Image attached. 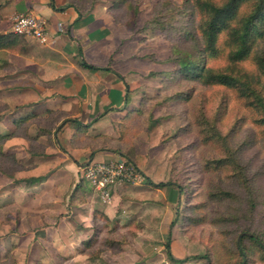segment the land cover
<instances>
[{"label":"rangeland","instance_id":"rangeland-1","mask_svg":"<svg viewBox=\"0 0 264 264\" xmlns=\"http://www.w3.org/2000/svg\"><path fill=\"white\" fill-rule=\"evenodd\" d=\"M193 1L129 0L125 6L116 9V15L121 21L118 24L125 26V33L141 37L144 44L141 49L144 54L143 74L132 78V87L135 89L132 95L138 98V104L134 109L141 106L143 98L150 100L148 106L152 109V106L164 97H173L163 110L157 107L152 109L153 119L157 122L151 128L138 130L135 134L132 140V163L139 169L140 163L160 162V168L168 172V183L177 176L182 184L170 185L178 187L181 191L180 203L173 210L174 226H166L164 217L159 216L157 222L159 226L162 225L163 232H159L153 246L145 249L146 256L143 254L141 258H137L136 264H174L167 256L168 246L172 254L176 253L182 257L180 259L190 257L187 264H205L203 243L209 242V239L211 245H215L220 252L226 236L229 238L226 241L229 240L231 244L235 238L240 241L242 234L234 230L233 222L225 226H213L220 216H226L229 208H233L230 203L221 205L209 201L207 204L206 195L219 189L235 193L237 202L233 204L235 206L233 209L236 210L241 224L247 225L248 229L264 232V128L254 123L256 114L231 90L205 87L195 83L191 85L182 80H173L171 84L166 85L162 83L160 77L149 75L174 69L173 63L167 62L173 46L184 52L192 51L193 42H183L181 36L184 29L190 26L196 30L200 23L198 12L192 8ZM100 3L108 9L112 6V0H97L96 6ZM152 20L156 22L155 27L150 29L145 27L146 23ZM220 42L222 46L224 37H221ZM222 49H225L224 45ZM256 50L264 52V41L257 44ZM224 56L217 61H211L210 65L224 66L226 63ZM146 59L159 65L148 70L147 62L144 61ZM244 66L250 72L256 71L252 60H248ZM132 87L129 86L130 89ZM179 93H182V96L177 102L176 95ZM22 99L21 95L0 89V108H3L0 114L1 132L15 130V119L22 116L23 107L29 106L22 104ZM200 112L209 120V124H216L219 133L225 137L233 153L235 152L239 158L240 164L245 167L249 181L233 182L228 172L216 171L213 166H209L210 163L207 166L208 162L213 163L223 158L225 154L218 145L203 142L196 121ZM33 129L37 131L36 126ZM59 130L57 128L53 132L52 140L36 133L33 134L36 141L32 145L28 140L18 137L12 139L14 142L10 140L4 147L7 154L16 157L17 164L2 163L0 170V259L12 254L16 264H111L113 254L109 251H104L100 258L95 260L78 254L75 235L88 220L83 217V221L79 212L71 210L72 205L69 204V196L76 187L69 179V172L72 170L62 167L67 169L68 173H62L58 183L52 182L47 186L18 182L19 179L29 177L33 173L50 176L61 168L63 164L54 166L52 161L46 160L47 150L56 146L55 138L59 137ZM95 130L100 131L98 127H95ZM115 135L119 136V132L116 131ZM30 150L42 154H32ZM78 166L79 164H76L75 168L78 169L81 179ZM139 171L141 172L140 169ZM72 173L74 175V172ZM145 182L140 184L143 185ZM84 188L90 191L92 187L85 181ZM90 193L97 201L102 202L95 191L91 190ZM196 205H199L200 209L192 213L191 209ZM82 214L85 216L86 213ZM201 214L209 215L210 220L204 225L191 228L194 238L190 241L183 233L185 217ZM143 222L136 220L130 223L139 225L142 230L145 226ZM116 223L121 224L115 220L112 226L114 227ZM130 223L121 225L127 226ZM173 233L174 236L184 237L187 241L175 239L173 244ZM73 239L76 242H70ZM247 243L250 245L248 241ZM132 245L125 248L128 253L127 259L130 261L134 260L133 256H130L134 249ZM255 257L258 258L257 255Z\"/></svg>","mask_w":264,"mask_h":264},{"label":"crops","instance_id":"crops-1","mask_svg":"<svg viewBox=\"0 0 264 264\" xmlns=\"http://www.w3.org/2000/svg\"><path fill=\"white\" fill-rule=\"evenodd\" d=\"M26 12L37 13L47 20L49 36L54 42L45 45L24 37L23 43L11 44L12 40H9V46L0 48V89L21 95L22 104H29L21 109L22 116L17 119L33 114L43 116L50 111L61 115L59 137L55 138L56 146L47 150L46 160L52 161L54 166H64L50 176L33 173L24 178L44 177L43 182L33 186H47L52 182L58 183L62 173H68L70 169L74 175L69 172V179L76 186L81 181L76 164L81 168L91 159L107 162L118 158L105 151L91 155L90 149L73 148L71 141L78 124L87 125L91 134L118 137L115 133L119 132L120 121L138 104V98L132 95L135 93L132 78L143 74L144 54L141 49L144 44L141 37L127 35L125 26L117 24L103 4L100 3L88 14H81L69 0H0V34H13L14 18ZM59 24L63 28L60 33ZM81 59L98 68L110 65L122 78L114 72L84 68L79 64ZM144 61L148 70L159 65L148 59ZM127 85L132 87L130 91ZM67 120L70 122L66 123ZM95 127L100 131H96ZM31 133L36 135L37 131L33 129ZM160 164L154 161L138 164L143 182L146 181L143 185V182L134 186L119 185L106 202L97 201L90 193L94 191L92 188L86 194V204L78 207L72 205L71 210L79 212L81 219L85 217L88 220L75 235L76 246L82 248L83 242L91 237L94 211L101 210L112 221L124 224L141 220L145 225L132 245L134 249L130 256L134 260L127 259L128 253L124 250L118 254L112 253L111 264H136L137 258L143 254L146 256L145 249L153 246L159 232H163L162 225H158V217L163 216L166 226L173 227V210L181 199L178 187L157 186L168 183V172L162 170ZM62 167H68V170ZM82 212L86 213L85 216ZM174 234L173 244L175 239L186 240ZM73 241L76 242L70 240ZM173 256L177 260L182 258L176 253Z\"/></svg>","mask_w":264,"mask_h":264},{"label":"trees","instance_id":"trees-1","mask_svg":"<svg viewBox=\"0 0 264 264\" xmlns=\"http://www.w3.org/2000/svg\"><path fill=\"white\" fill-rule=\"evenodd\" d=\"M128 1L112 0V6H109V12L117 24L121 21L118 19L116 11L121 6H125ZM70 3L81 14H88L95 8L97 0H90L89 2L75 0L70 1ZM192 8L198 12L200 23L196 30L190 26L186 30L184 29L181 36L183 42H193L192 51L184 52L173 46L171 56L167 62L173 63L174 69L172 71L154 72L149 75L160 77L162 83H166V85L171 84L173 80H182L191 85L195 83L205 87H221L231 90L246 107L256 114L254 123L264 128V52L256 50L257 44L264 41V0H221L219 2L216 0H194ZM155 23L153 20L149 21L145 27L154 28ZM221 37H224V50L220 42ZM23 38V36L15 33L0 34V48L9 46V40H12L10 41L11 44L14 42L21 44ZM79 55L83 56L81 51ZM223 55H225L226 62L224 66L210 65L211 61H217ZM248 60L254 62L256 70L254 73L248 71L244 66V63ZM79 64L91 71L114 72L110 65L105 68H98L88 64L83 59L80 60ZM117 75L122 78L119 74ZM126 87L130 91L129 86ZM181 96L182 93L176 95L177 102H179ZM172 98L171 96L164 97L159 103L154 104L152 109L157 107L163 110L169 105ZM149 103V99L143 98L138 109L129 111L122 118L118 126V137H111L103 133L91 134L88 132L87 125L78 124L77 132L71 141L72 147L90 149L91 155L95 152L107 151L118 158L123 157L132 162V140L135 134L138 130H148L157 122L153 119L152 109L148 106ZM2 111L3 108H0V114ZM60 116L58 112L52 111L43 116L33 114L17 119L15 130L10 132L0 131V170H2V163L17 164L16 157L7 154L4 149L10 140L20 137L28 140L32 145L36 141L35 135L31 133L34 126H36L38 136H47L52 140V137H54L53 132L61 124ZM196 121L203 142L210 145L216 144L225 151H223L225 154L223 158L213 163L208 162L207 166L210 163L209 166H213L214 170L228 172L229 178L233 182L243 180L246 183L249 181L245 174V167L240 164L239 158L235 152L233 153L225 137L219 133L216 124H209V120L203 113L196 117ZM68 122L70 121L67 120L66 123ZM75 122L77 123V121ZM30 151L32 154H42L39 151ZM171 175L173 176V170ZM44 180V177H32L19 179L18 182L36 185ZM84 182L85 180L81 179L70 194V205H80L87 202L86 194L89 190L84 188ZM169 185L180 186L182 184L175 176L172 178L171 183H161L157 186ZM206 196L207 204L209 201L221 205L230 203L235 208L233 204L237 202L235 193L222 189L217 192H209ZM252 203L255 206L254 201ZM233 208H229L226 216H220L218 222L213 223V226H225L233 222L235 225L234 230H238L239 234H242L240 241L235 238L231 244L229 240L226 241V239H229L226 236L220 252L215 245H211L209 239V242L203 243L205 245L203 256V259L206 260L205 264L264 263V232L248 229L247 225L241 224L238 221L236 210ZM198 209H200L199 205H196L191 209L192 213H195L194 211ZM208 220H210V216L202 214L185 217L184 236L192 241L194 235L191 233V228L204 225ZM112 223L113 221L103 211L95 210L91 237L83 242V247L78 249V253L87 256L91 260L99 259L104 251L113 254L121 253L127 245L135 242L138 233L141 231V227L134 223L127 226L116 223L114 227ZM223 231L225 232V230ZM256 255L258 258L255 257ZM167 256L174 264H187L191 259L190 257L175 259L170 251V246L167 247ZM0 264H16V261L13 255L9 254L0 259Z\"/></svg>","mask_w":264,"mask_h":264},{"label":"built area","instance_id":"built-area-1","mask_svg":"<svg viewBox=\"0 0 264 264\" xmlns=\"http://www.w3.org/2000/svg\"><path fill=\"white\" fill-rule=\"evenodd\" d=\"M58 26V33L62 32ZM13 32L17 35L31 38L41 44H52L49 36L47 20L37 13L26 12L14 18ZM81 179L90 183L94 191L103 201L111 198L113 190L122 184H139L144 180L142 173L134 163L119 157L111 161H89L80 168Z\"/></svg>","mask_w":264,"mask_h":264}]
</instances>
